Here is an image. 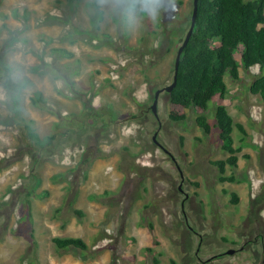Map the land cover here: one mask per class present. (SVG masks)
Wrapping results in <instances>:
<instances>
[{
    "label": "rangeland",
    "instance_id": "rangeland-1",
    "mask_svg": "<svg viewBox=\"0 0 264 264\" xmlns=\"http://www.w3.org/2000/svg\"><path fill=\"white\" fill-rule=\"evenodd\" d=\"M136 2L0 0V264H264V106L249 91L260 70L226 74L206 110L173 106L163 92L156 118L193 0L156 19L122 10ZM35 92L45 105L32 104ZM26 123L56 136L48 152ZM90 146L104 156L88 170ZM57 237L86 247L58 249Z\"/></svg>",
    "mask_w": 264,
    "mask_h": 264
},
{
    "label": "trees",
    "instance_id": "trees-1",
    "mask_svg": "<svg viewBox=\"0 0 264 264\" xmlns=\"http://www.w3.org/2000/svg\"><path fill=\"white\" fill-rule=\"evenodd\" d=\"M94 6L99 8L97 4ZM100 13L99 18L102 19V12ZM21 16L17 9L11 12V17L14 19H19ZM3 17L8 19V15ZM22 18L26 21V16ZM190 23L191 20L189 27ZM240 48L241 62L239 63L235 55ZM52 52L64 58L73 56L64 49H54ZM241 66L245 70L259 68L260 73L251 82L249 91L251 95L258 96L259 102L264 106V0H199L195 29L181 56L177 84L168 94L170 103L185 110L198 108L206 110L210 94L223 92V77L226 74L237 77ZM25 86L27 84L17 86V92ZM31 102L36 107L46 104L41 92L33 93ZM216 118L225 148L233 151L231 148L232 119L222 109L219 110ZM112 119L113 117L107 125H111ZM199 124L209 133L210 127L204 118ZM79 126L80 129L83 128ZM25 130L36 149L48 152L54 146L56 136L41 137L27 123ZM96 134L98 139L99 135H105L104 132ZM103 156L104 153L98 146H90L81 158V166H86L89 170L94 162ZM217 164L220 165L223 173L225 163ZM84 176L87 179L86 173ZM226 180L221 178L222 182ZM74 212L79 217H83L81 211ZM150 227L153 229L152 224ZM30 237L34 239V231ZM53 242L61 250H79L86 247L82 239L74 237H57L53 239ZM155 245H159V242L156 241ZM148 252H152V248H148ZM154 262L158 264L157 259H154Z\"/></svg>",
    "mask_w": 264,
    "mask_h": 264
},
{
    "label": "clouds",
    "instance_id": "clouds-1",
    "mask_svg": "<svg viewBox=\"0 0 264 264\" xmlns=\"http://www.w3.org/2000/svg\"><path fill=\"white\" fill-rule=\"evenodd\" d=\"M118 2H123V0H118ZM176 7L177 0H137L135 4H126L122 10L129 15H135L139 11L141 14L156 19L161 15H172Z\"/></svg>",
    "mask_w": 264,
    "mask_h": 264
},
{
    "label": "water",
    "instance_id": "water-1",
    "mask_svg": "<svg viewBox=\"0 0 264 264\" xmlns=\"http://www.w3.org/2000/svg\"><path fill=\"white\" fill-rule=\"evenodd\" d=\"M198 5H199V0H193V10H192L190 27H189V30H188L187 34L185 35V38H184L181 46L178 48V51H177V54H176V58H175L173 82L171 83V85H169V86H167V87H165L163 89L157 90L155 92L154 102H153V104L151 106V110H152V112H153V114L155 115L156 118H158L157 117L158 116L157 115V104H158V100H159L160 94L163 93V92H166V93L169 94L176 87L181 56L183 54L184 49L187 47V45H188V43L190 41V38L193 35L194 29H195L197 15H198ZM153 140H154V142L156 144H158V142L156 140V135L154 136ZM227 254H229V255L234 254V250L228 251Z\"/></svg>",
    "mask_w": 264,
    "mask_h": 264
},
{
    "label": "crops",
    "instance_id": "crops-1",
    "mask_svg": "<svg viewBox=\"0 0 264 264\" xmlns=\"http://www.w3.org/2000/svg\"><path fill=\"white\" fill-rule=\"evenodd\" d=\"M17 21H19V22H21V23H22V21H23V19H22V16H21V17H19V19H18ZM94 166H97V164H96V165H94Z\"/></svg>",
    "mask_w": 264,
    "mask_h": 264
}]
</instances>
